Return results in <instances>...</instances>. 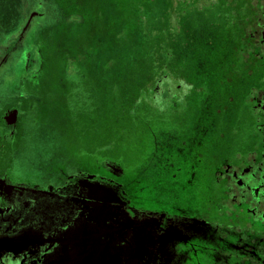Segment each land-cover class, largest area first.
Wrapping results in <instances>:
<instances>
[{"label": "flooded vegetation", "instance_id": "af4514ba", "mask_svg": "<svg viewBox=\"0 0 264 264\" xmlns=\"http://www.w3.org/2000/svg\"><path fill=\"white\" fill-rule=\"evenodd\" d=\"M103 3L96 0L94 13L114 34L119 18H109ZM202 11L203 62L183 65L197 75L196 100L182 72L165 68L155 75L153 112L131 99L102 104L107 113L121 111L124 133L125 125L153 135L151 149L139 150V158H151L153 173L138 181L127 182L121 147H108L99 161L77 155L84 147L96 153V99L105 100L107 69L99 66L100 78L87 81L96 67L58 54L59 65H46L57 79L38 85L26 64L41 58L36 46L15 41L16 61L0 70V239H39L19 250L0 248V264L46 263L59 253L61 235L99 210L106 224L116 218L175 229V264H264V0H204ZM58 45L75 56L66 40ZM14 68L24 72L20 82ZM51 135L63 148L50 159L36 147ZM60 162L64 167L54 170ZM138 167L147 173L143 161Z\"/></svg>", "mask_w": 264, "mask_h": 264}, {"label": "rangeland", "instance_id": "374dc122", "mask_svg": "<svg viewBox=\"0 0 264 264\" xmlns=\"http://www.w3.org/2000/svg\"><path fill=\"white\" fill-rule=\"evenodd\" d=\"M95 3L96 0H0V57L8 50L0 70L16 61L12 53L16 40L22 42L31 37L37 25L45 23L47 27H55L54 30H46V43L50 44L47 47H53L63 58L72 61L79 59L96 67L94 73L86 78L87 81L98 80L102 73L99 66H104L107 72L102 71L110 85L106 92H102L101 96L105 100L96 99L95 115L99 129L95 141L97 155L84 147L77 151L78 157L81 159L84 152H89L90 156L99 161L101 155L107 153L108 147L116 145L121 147L120 154H117L120 156L119 162L127 174L131 175L127 177V182L131 179L138 181L139 177L150 179L153 173L151 158H139V150L142 145L150 146L151 149L154 144L153 135L138 130L131 132L130 127L125 125L124 133L121 111L110 109L107 113L101 107L106 102L119 105L122 98L133 100L136 106L138 103H148L150 112H153L155 75L157 70L165 68L182 72L192 99L196 100L201 95L194 68L186 66L203 62L200 49L203 29L200 20L204 18V0H104L108 17L119 18L114 34L111 27L101 23L104 22V16L98 18L94 13ZM32 11L38 13L33 16L28 28L21 30L23 22ZM84 16H87V20ZM94 34H102V37L94 40ZM51 39L53 41L50 43ZM63 39L75 56L61 52L58 43ZM26 64L31 69L30 79L37 81L38 85L43 80L57 79L54 72L43 64L42 58L29 59ZM13 71L17 76L13 80L20 82L24 72L17 68ZM105 116L108 118L105 119ZM145 118L149 120L147 116ZM60 146L62 149L63 145L51 135L40 138L36 149L48 152L49 158H52L57 156ZM141 161L145 164L146 174L138 167ZM62 163H56L53 169L64 167ZM50 164L48 161L46 165Z\"/></svg>", "mask_w": 264, "mask_h": 264}, {"label": "water", "instance_id": "95a60500", "mask_svg": "<svg viewBox=\"0 0 264 264\" xmlns=\"http://www.w3.org/2000/svg\"><path fill=\"white\" fill-rule=\"evenodd\" d=\"M107 217L104 211H93L85 226L63 233L59 253L44 264H175V229L116 218L106 224ZM37 239L31 234L0 239V248L19 250Z\"/></svg>", "mask_w": 264, "mask_h": 264}, {"label": "trees", "instance_id": "16d2710c", "mask_svg": "<svg viewBox=\"0 0 264 264\" xmlns=\"http://www.w3.org/2000/svg\"><path fill=\"white\" fill-rule=\"evenodd\" d=\"M45 23H43V27L40 28L36 32V30L32 31L31 37L26 39L25 41V47H33V44L36 46L35 49L39 52V55L42 58V62L45 65H57L58 64V54L54 51L53 47H47L50 44H47L46 39H45ZM33 36H38V41L33 43L32 37ZM52 42V41H51ZM50 42V43H51ZM21 43H17L16 47L12 50L13 56L16 55L19 52V47ZM46 47V48H45Z\"/></svg>", "mask_w": 264, "mask_h": 264}]
</instances>
